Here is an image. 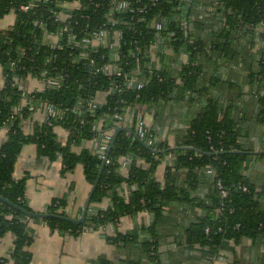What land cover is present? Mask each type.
Segmentation results:
<instances>
[{"label": "trees", "instance_id": "obj_1", "mask_svg": "<svg viewBox=\"0 0 264 264\" xmlns=\"http://www.w3.org/2000/svg\"><path fill=\"white\" fill-rule=\"evenodd\" d=\"M72 1L0 0V66L4 77V85L0 86V131L8 130L7 139H0V195L27 211L36 212L27 199V179L14 178L17 160L27 144H36L39 155L52 161L62 157L63 173L82 164L86 180L93 185L104 159L97 148H84L78 153L72 146L98 136L93 125L100 116L122 114L128 107H139L145 115L160 101H205L190 121L181 142V146H194L199 151L172 149L161 152L169 147L159 141L155 144L156 151H152L134 133L120 130L91 204L92 207L110 197L111 206L95 211L90 207L86 221L80 224L56 217L44 220L53 229L78 236L86 230L116 224L123 216L149 211L155 220L149 227L151 237L142 240L141 245L143 256L153 264L160 262L157 230L167 207L202 209L201 215L183 222V226L186 224L184 235L188 244H199L213 255L228 247L229 242L239 245L245 239L257 240L263 236L264 190H258L248 171L253 160L263 158L264 152H252L243 140L248 123L245 117H233V108L222 107L214 94L222 84L218 77L221 65L208 66L210 70L206 71L205 60H242L249 70L251 92L258 100L259 113L253 121L263 124L264 0H130L137 9L144 11L113 14L118 23L110 27L122 33L117 48L129 59L128 64H123L122 74L113 77L102 71L96 73L110 59L108 48L98 47L84 58L81 50L69 42V30L73 28L83 31L89 27L91 32L108 23V5L96 6V2H92L95 0H81L82 6L66 8L64 4ZM62 11H70L72 18L58 19ZM11 13L15 14V20L4 27L1 21ZM160 20L163 29L157 30L155 23ZM64 28L67 31L62 32L60 42L53 43L49 34H57ZM154 44H158L160 66L150 54ZM137 46L141 50L137 58H131L130 51ZM167 48L173 53L167 54ZM184 53L188 59L179 66L169 60L171 57L177 60ZM138 65L137 76L143 87L123 85ZM29 76L44 84L46 81L47 85L28 91L25 83ZM206 80L209 83L206 84ZM116 84L120 86L115 88ZM101 92H109L106 102L90 110V101ZM43 105L54 106L59 114L36 122L33 132L26 133L24 120ZM77 107L83 109L82 114ZM57 126L69 131L65 144L55 132ZM106 127L115 130L113 123ZM151 133L157 137L154 130ZM168 153L177 157L167 168L162 183L155 172ZM124 158L131 159L127 176L121 173ZM139 159L146 160L150 166H139ZM124 184L131 189L128 198L120 192ZM65 206V199H55L46 212L66 216ZM30 221L25 213L0 201V240L8 232L15 236L10 256L0 257V264L9 260L31 264ZM109 240L115 244H138L139 241L136 234L121 233ZM99 264L115 263L102 259ZM121 264H142V261L127 260Z\"/></svg>", "mask_w": 264, "mask_h": 264}, {"label": "crops", "instance_id": "obj_2", "mask_svg": "<svg viewBox=\"0 0 264 264\" xmlns=\"http://www.w3.org/2000/svg\"><path fill=\"white\" fill-rule=\"evenodd\" d=\"M15 14L11 13L1 24L8 27L13 24ZM155 48L152 52V60L156 65H161V58ZM172 54L170 48L165 50ZM187 55L181 54L172 64L180 65L187 61ZM219 60V61H218ZM212 58L206 61L208 66L221 65L218 72L220 84L214 94L220 99L222 107L233 108V117H245V136L243 140L251 148L252 152H264V123H256L255 118L259 113L258 100L251 92V84L248 78L247 68L242 60H226L224 58ZM166 61H168L166 59ZM246 68V69H245ZM209 83V81H205ZM4 85L3 68L0 66V86ZM28 91H34L44 87V82L29 76L25 83ZM104 94L99 95L103 99ZM188 101V102H187ZM176 100L160 101L151 106L145 113L148 127L157 135L159 143H165L170 148H177L183 142V133L190 125V121L197 115L205 101L194 103ZM46 112L43 108H37L24 120L23 129L26 133L34 130L36 122H43ZM249 120V121H248ZM7 128L0 131V139H7ZM55 132L65 144L69 138V131L61 126L55 128ZM95 140L87 139L80 145H73L75 152H81L84 148L95 149ZM164 150V149H163ZM163 150L161 152H163ZM167 150V149H165ZM176 154L168 153L161 159L155 176L164 183L165 173L176 159ZM139 166L148 168L150 164L144 160L137 161ZM62 157L50 160L39 155L36 144H27L23 147L16 163L14 178L27 179V199L31 208L36 212H46L47 207L55 199H65L66 206L63 210L66 216L79 218L86 203L92 185L86 180L84 167L78 164L73 171L63 173ZM128 168L121 167V173L127 176ZM248 174L251 180L257 184L258 190H264V157L254 159ZM131 189L124 184L120 189L122 195L129 197ZM112 204L110 197L102 202L93 204L91 209H107ZM165 217L158 226V251L159 264H264V235L257 240L245 239L239 245L229 242L228 247L221 248L215 255L203 249L199 244L190 245L186 242L183 222H190L197 215L203 213L201 208H165ZM46 219V218H44ZM44 219H31L29 225L33 235L30 245L32 252L31 264H99L100 260L108 259L115 264H121L127 260H141L142 264H153L147 256H143L141 241L151 237L149 227L155 220L153 213L139 211L134 215H126L116 224H108L98 230H86L75 236L53 229ZM121 234H136L138 244L135 242H123L115 244L109 237ZM15 236L12 232L5 234L0 240V257H9L14 247ZM207 249V248H206ZM5 264H16L13 260Z\"/></svg>", "mask_w": 264, "mask_h": 264}, {"label": "built area", "instance_id": "obj_3", "mask_svg": "<svg viewBox=\"0 0 264 264\" xmlns=\"http://www.w3.org/2000/svg\"><path fill=\"white\" fill-rule=\"evenodd\" d=\"M157 1V0H152ZM92 2H96V6H102L104 4L108 5L107 18L109 20L108 23L104 24L101 28H96L93 31H88L89 27L84 28L83 31H77L76 29H71L70 31V39L69 42L73 44L75 47L79 48L81 57L88 58L91 51H96L98 47H106L110 52V59H107L106 63L103 65L101 70L104 74L109 77L120 76L122 74V67L124 63H129V59L124 56L123 51L117 46H120L122 40V33L118 29L111 28L110 26H114L118 23V20L114 18L113 14H123V13H140L143 12L144 9H137L130 0H95ZM68 9H75L82 6L81 0H74L68 4H64ZM24 9H27L28 6H24ZM72 18V13L70 11H62L58 14V19L66 21ZM155 27L157 30L163 29V23L160 20L155 23ZM67 31V28H64L63 31L57 34H49L52 42L57 44L60 42L62 37V32ZM158 49V44H154L151 47V57L154 49ZM140 47L137 46L134 50L130 51L131 58H137V55L140 52ZM139 61V60H138ZM92 63L94 60L92 59ZM139 65L133 69V71L127 76L126 80H124L123 85L128 87H133L136 89H141L143 87V83L138 79ZM47 82L45 81V85ZM53 83V82H51ZM120 84H116L115 88H118ZM109 92H101L94 99H92L89 103L90 110H94L100 104L105 103L107 100V95ZM104 94L103 99H99V95ZM26 104V102H24ZM43 108L46 112V119L50 116L59 114L57 108L51 105H43ZM77 111L79 114H82L83 109L81 107H77ZM108 123H113L115 125V130L108 126ZM126 128L133 130L137 137L141 138L148 145L155 147V144L158 142L157 137L151 133V129L148 127L145 115L140 111L139 107H128L124 113H115L112 116H100V118L94 123L93 130L98 132V136L93 138L95 140V149L97 148V152L100 156L105 159L107 156V152L110 148L111 142L114 138V134L117 128ZM131 159L124 158L122 160V167L128 168L130 166ZM209 172H213L212 169L208 170ZM244 190L247 188L244 186Z\"/></svg>", "mask_w": 264, "mask_h": 264}, {"label": "water", "instance_id": "obj_4", "mask_svg": "<svg viewBox=\"0 0 264 264\" xmlns=\"http://www.w3.org/2000/svg\"><path fill=\"white\" fill-rule=\"evenodd\" d=\"M120 130H128L129 132H132V133H134L137 136V134L133 130H131V129L121 128V127L117 128V130H116V132L114 134V138H113V140L111 142L110 148L108 150L107 156H106V158L104 159V161H103V163L101 165V168H100V171H99V175L97 177V180L92 185V188L90 190V193L88 195V198L86 200V203H85V205H84V207L82 209V214H81V216L79 218H73V217H70V216H62V215H57V214H51V213H48V212H31V211H27V210L23 209L22 207H20L18 205H15L12 201H10L9 199L5 198L2 195H0V201L7 203L9 206H11V207H13V208H15V209H17L19 211H22L30 219H34V218L44 219V218H49V217H56V218L68 220L70 222L77 223V224L84 223L86 221L87 214H88V212L90 210V207H91V204H92V198H93L94 192H95V190H96V188H97V186H98V184H99V182L101 180V175H102V172L104 170L105 164L107 162L109 153L111 152L112 147H113V145L116 142L117 134H118V132ZM144 143L152 151H156L155 148H153L152 146L148 145L146 142H144ZM172 149H192V150H198L194 146H178L177 148H170L168 150H163V152H167V151L172 150Z\"/></svg>", "mask_w": 264, "mask_h": 264}]
</instances>
